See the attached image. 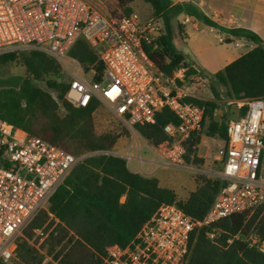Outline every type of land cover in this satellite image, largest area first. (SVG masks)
<instances>
[{"label":"built area","instance_id":"built-area-1","mask_svg":"<svg viewBox=\"0 0 264 264\" xmlns=\"http://www.w3.org/2000/svg\"><path fill=\"white\" fill-rule=\"evenodd\" d=\"M162 33L160 18L138 22L133 13L113 18L104 0H0V56L45 53L67 78L65 101L73 107L97 101L138 139L135 125L153 124L155 115L168 109L178 123L163 128L170 142L159 148L182 161L184 143L202 129L204 120V107L189 99H198L197 92L209 84L210 77L192 65L181 66L171 77L161 74L145 46L153 45ZM78 39L103 64L100 81L93 80L92 67L85 72L69 57ZM218 41L225 42L222 37ZM227 105L246 109L227 123V139L218 148L221 170L215 176L223 184L205 215L195 219L175 204H161L126 246L113 245L100 264H185L194 230L208 228L207 238L216 242L219 222L264 210V99L228 100ZM101 153L74 156L0 119V264H24L17 259L16 241L41 211L44 223L25 240L43 257L41 264H58L53 257L62 244L49 254V238L65 230L64 243L74 234L48 209L49 199L77 164ZM137 159L142 169L140 155ZM163 164L175 166L170 160ZM187 168L196 171L192 165ZM234 240L264 255V240L252 229L231 235L227 245Z\"/></svg>","mask_w":264,"mask_h":264},{"label":"trees","instance_id":"trees-1","mask_svg":"<svg viewBox=\"0 0 264 264\" xmlns=\"http://www.w3.org/2000/svg\"><path fill=\"white\" fill-rule=\"evenodd\" d=\"M134 1L112 0L111 17L119 19L132 15L130 4ZM141 1L150 6L153 16L160 18L163 24L162 35L153 45L145 46V52L166 77H171L181 66L191 65L174 44L175 35L181 36L177 21L181 15L254 45L209 79L212 99H189L204 107L202 129L184 143L183 160L189 162L190 157L195 156L202 135L222 141L227 139L228 115L220 121L213 118L221 90L227 100L264 99V43L249 29L219 26L190 2ZM225 42L229 44L231 40ZM68 55L79 62L85 72L92 67L96 73L93 80H101L103 64L83 39L74 43ZM16 60H21L28 77L0 79V119L74 156L102 152L77 164L49 199L48 209L74 234L64 243L65 230L49 238V254L62 244L53 257L58 264H100L113 245L126 246L161 204H175L195 219L205 215L223 184L220 178L196 176V190L185 200L178 199L172 190L160 187L157 179L131 171L124 157L109 153L122 135L97 132L93 119L99 107L97 101L86 107H73L65 101L68 84L55 60L40 51L0 56V63ZM46 79L47 89L34 84ZM245 109L241 107L239 115ZM177 123L176 116L165 108L155 115L153 124H137L134 128L148 143L159 148L170 142L163 128ZM44 221L45 214L41 211L17 239L18 261L41 264L43 257L25 239L30 238L32 231ZM217 227L221 232L216 242L207 238L206 227L191 233L185 264H264V255L246 243L236 240L229 245L226 243L239 230L251 229L264 240V210L258 209L251 215H233L219 222Z\"/></svg>","mask_w":264,"mask_h":264},{"label":"rangeland","instance_id":"rangeland-1","mask_svg":"<svg viewBox=\"0 0 264 264\" xmlns=\"http://www.w3.org/2000/svg\"><path fill=\"white\" fill-rule=\"evenodd\" d=\"M93 1V0H92ZM104 7L109 11L113 8L112 0H104ZM133 16L138 22H145L150 17H154L151 8L148 4L142 2L141 0H135L130 4ZM187 37L185 39V44H182L180 38L174 39V44L176 48L183 52L185 57L192 59L193 62L197 63L199 67L205 71L211 78L214 71L221 70L223 64L228 60L232 59L237 51L234 49L233 45L220 44L215 37V34L211 31L200 32L196 38H205V45L207 47V53L199 56H194V50L198 49L196 44V38H194V28L191 25L187 26ZM28 77L24 65L21 60H16L12 63H0V79H6L10 77ZM48 79L43 81L34 82V84L42 89H47L46 82ZM67 78H65V82ZM220 97L218 100V106L213 114V118L216 120L221 119L224 115H228L229 120L235 119L237 116V109L233 105H227V99L223 96V90L220 91ZM198 99L210 100L213 98L212 93L209 88V84L200 89L198 92ZM94 124L98 133L110 132L113 134H121L122 137H130V141L135 142V136L131 134L117 119L113 117L111 112L103 107L99 106L95 111ZM205 129V128H204ZM203 129V131H204ZM123 140H120L122 142ZM223 141L218 139L213 140L211 137L201 136V142L199 147L196 149L195 156H192L191 163L185 160L179 161L171 156H166L164 148H157L160 154H164V160H170L172 164L181 169L187 170L188 166L192 165L195 167L196 171H190L193 176H202L205 178H214L218 175L221 170V165L223 157L218 154V148L223 145ZM142 144V142H141ZM140 151L141 158L154 159V161H159L160 158L155 156L152 152L142 149ZM113 151V150H112ZM138 154V151H135ZM142 170L140 169V164L137 162L130 165L131 169H137L138 173L149 172L155 164L149 163L148 161L142 162ZM211 165V166H210ZM210 166V167H209ZM198 167V168H197ZM184 175V174H183ZM24 231V230H23ZM23 235V233H22Z\"/></svg>","mask_w":264,"mask_h":264},{"label":"crops","instance_id":"crops-1","mask_svg":"<svg viewBox=\"0 0 264 264\" xmlns=\"http://www.w3.org/2000/svg\"><path fill=\"white\" fill-rule=\"evenodd\" d=\"M171 1L173 4L180 2H190L219 26L224 28L249 29L254 33H256L264 43V0H171ZM186 19L188 20L186 21ZM177 21L181 27V34H180L181 36H178L176 34L174 39L178 40V38H180L182 44L186 45L184 41L188 34L187 33L188 25H191L194 28V38H196V36L200 32L211 31L215 34L217 41L219 37H222L224 41H226V39L231 40L229 46L233 45L237 53L232 59L225 62L221 69H223L227 64H229L236 58H238L240 55L252 49L254 46L253 44L248 43L242 39H233L226 33H221L212 27L205 26L197 21L187 18L184 15L179 16L177 18ZM205 41L206 40L203 37L199 38L198 36V38H196V44L198 46V49L194 50V56L195 55L199 56L207 53V47L205 45ZM218 43L220 42L218 41ZM220 44H226V42ZM186 59L191 63L192 66L197 67L200 71L208 75L205 71H203L199 67L197 63L193 62L192 59H188V58ZM216 72L217 70L214 71L212 75ZM238 112L239 111H237V116L239 115ZM220 120L221 119L216 121H220ZM138 136L139 139L135 137V142L130 141V137L129 138L121 137L114 146L113 151L117 154L119 153L121 157H124L127 160V166L133 172H136L138 170L131 169L130 165L136 162L137 164L138 163L140 164L137 157L139 155L141 157V153L138 152V154H136L135 151H138L137 147L138 146L140 147V151H142L141 150L142 148L152 152L155 156L159 157L160 160L155 162L153 158L149 160L146 158H142V162L148 161L149 163L155 164V166L152 167V169L149 172H145L143 174L140 173V174L146 177H152L157 179L160 187L172 190L178 199L185 200L197 188L196 177L193 176L189 170H184L173 165H164L163 164L164 154H160L157 151V148L153 147L150 143L144 141L145 139L142 136L140 135ZM212 139L218 141V138H212ZM120 140L123 141L120 142ZM199 145L197 147H199Z\"/></svg>","mask_w":264,"mask_h":264}]
</instances>
